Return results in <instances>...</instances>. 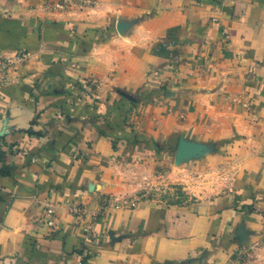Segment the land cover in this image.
<instances>
[{"label": "crops", "instance_id": "crops-1", "mask_svg": "<svg viewBox=\"0 0 264 264\" xmlns=\"http://www.w3.org/2000/svg\"><path fill=\"white\" fill-rule=\"evenodd\" d=\"M57 1L0 0V264H264V0Z\"/></svg>", "mask_w": 264, "mask_h": 264}, {"label": "built area", "instance_id": "built-area-1", "mask_svg": "<svg viewBox=\"0 0 264 264\" xmlns=\"http://www.w3.org/2000/svg\"><path fill=\"white\" fill-rule=\"evenodd\" d=\"M68 0H59L57 3L53 5V8L56 10H62L65 9V3ZM28 57V54L26 53H18L14 56L6 57V58H0V85L8 84L10 82L11 75L17 70L18 66L21 65L26 58ZM93 84H98L97 82L93 81ZM103 208H109L111 201L108 199H103ZM127 202L123 204H115L112 207L115 209H121ZM69 212L76 218V224L80 225V223L88 222L85 228V234L89 238H92L94 235V226L97 221L96 216L89 218V211L84 206H71L69 209ZM106 212V211H104ZM53 211L48 208L47 211L44 212V218H48L49 225H53Z\"/></svg>", "mask_w": 264, "mask_h": 264}, {"label": "rangeland", "instance_id": "rangeland-1", "mask_svg": "<svg viewBox=\"0 0 264 264\" xmlns=\"http://www.w3.org/2000/svg\"><path fill=\"white\" fill-rule=\"evenodd\" d=\"M166 179L165 177L159 176L156 182L148 183L147 181L145 188H143V193H140L139 197L143 198L144 201L151 200L167 204H179L182 201L190 202V200H192V195L194 194L193 192L191 193L192 190H186V185L178 181L172 183L170 180ZM209 195H211V192H209ZM136 196L138 197V195Z\"/></svg>", "mask_w": 264, "mask_h": 264}, {"label": "trees", "instance_id": "trees-1", "mask_svg": "<svg viewBox=\"0 0 264 264\" xmlns=\"http://www.w3.org/2000/svg\"><path fill=\"white\" fill-rule=\"evenodd\" d=\"M0 159L2 160H4V157H3V154H0Z\"/></svg>", "mask_w": 264, "mask_h": 264}]
</instances>
